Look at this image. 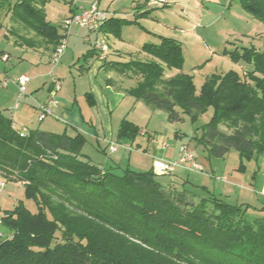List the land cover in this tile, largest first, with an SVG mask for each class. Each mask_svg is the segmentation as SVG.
<instances>
[{
  "label": "trees",
  "instance_id": "16d2710c",
  "mask_svg": "<svg viewBox=\"0 0 264 264\" xmlns=\"http://www.w3.org/2000/svg\"><path fill=\"white\" fill-rule=\"evenodd\" d=\"M51 1L0 0L15 44L53 56L64 36L47 19ZM242 2L264 21V0ZM131 24L136 23L108 17L99 34L106 42L109 35L121 39ZM157 37L158 44L141 46L145 60L104 64L136 82L126 93L165 111L169 122L181 121V112L195 120L212 108L200 140L210 156L225 158L231 151L245 160L264 156V53L226 50L233 62L251 70L213 75L198 94L194 77L183 72L180 43ZM96 54L99 59L94 46L83 60ZM87 98L92 104L90 94ZM141 131L123 119L118 141L131 143ZM20 133L0 111V173L20 183L37 207L32 211L18 200L0 216L5 227L0 264H264V218L250 215V206L189 191L171 178L162 181L153 170L128 168L119 175L82 160L87 139L80 133L36 129L23 138Z\"/></svg>",
  "mask_w": 264,
  "mask_h": 264
},
{
  "label": "rangeland",
  "instance_id": "374dc122",
  "mask_svg": "<svg viewBox=\"0 0 264 264\" xmlns=\"http://www.w3.org/2000/svg\"><path fill=\"white\" fill-rule=\"evenodd\" d=\"M71 1L80 5L89 0H56L52 3L53 7L49 9L58 10L56 17L50 19L62 34L66 20L62 12L67 10ZM167 2L164 5H149L148 3L147 6L150 7L148 17L139 18L133 14L135 13L133 6L137 8L135 5L138 0H102L101 7L98 2H95L98 3L99 11L105 13L107 17L117 15V17L136 23L123 29V36L129 45L122 44L116 47L118 50L111 53L110 63L145 60L149 56L143 52H137L135 47L146 43L158 44L160 41L157 36L173 38L180 43L182 48L183 72L194 77L196 92L199 94L206 79L213 75H223L230 71L242 74L251 70V67L243 62H233L224 53L226 50L256 48L264 53V21L256 18L252 12L247 10L242 0H167ZM1 12V19L7 24V32L5 28L0 30V71L5 70L6 72L4 77L0 76V111L13 119L21 131L38 129L60 134L64 129H68V134L73 135L70 122L60 115L59 108L70 105L74 97L79 105H84V94L91 91L88 74L79 71V67L84 66L85 62L78 61L77 48L72 44L69 45L60 64L58 63L59 65L55 67L56 74L45 78L47 82L43 90L35 91L32 87L35 83H28L26 94H20L14 81L23 74L30 75L31 60L23 57L26 61H22L19 48L13 47L14 40H8L5 37V34L8 35L7 37H13L10 34L13 24L3 16V10ZM77 29L74 27L70 31ZM80 29V34H73L69 31L68 36L72 34V38H79L85 34L88 38H103L99 33ZM111 38L114 37L111 36ZM84 47L87 54L91 48ZM3 52L12 54L9 62L1 61ZM46 56L50 57V53ZM49 67L52 65L50 64ZM112 76L116 79L118 75L114 73ZM54 80L60 85V91L57 92L61 96L57 98L60 107L53 110V116H48L40 122L38 108L40 104L48 102L49 94L48 98H44L46 86L52 81L51 94ZM96 81L105 86L104 71ZM2 82H7V87H4ZM135 85V81L126 79L123 84L124 87ZM117 87H121L120 84ZM130 100L132 101H129L128 105L115 108L114 131L116 132L119 125V119L125 117L136 124L142 130L141 133L136 135L131 143H117L116 134L114 141L109 142L110 144L102 139L98 141L96 138L87 137L86 146L82 151V160L101 168L113 169L114 173L119 175L128 168L146 172L152 169V157L157 153L159 146L156 141L164 143L167 158L175 159H160L166 162L178 161L181 156L180 148L185 145L203 169L202 171L188 170L184 167L175 168L174 174L180 178L178 182L185 184V189L198 194L215 195L232 205H248L250 215L264 218V156L255 154L250 160H245L236 151H231L225 158L210 156L200 140L203 126L213 116L212 108L195 120L181 112V121L169 122L165 111L152 110L142 102L136 104L135 99ZM88 110L90 111L88 115L83 112L85 117L93 118V110ZM221 130L229 132L225 126H221ZM142 133L145 134L142 135ZM112 143L116 144L117 153L110 154L109 147ZM124 145H128L132 151L125 150ZM117 158L122 163L119 167H114L113 164ZM189 166L190 164H187V167ZM159 178L162 181L168 179V177ZM0 183L3 184L0 187V216L5 210L12 209L18 200L23 201L32 211H37L35 203L25 198L20 183L8 181L2 173H0ZM4 231L5 227L0 224V233Z\"/></svg>",
  "mask_w": 264,
  "mask_h": 264
},
{
  "label": "crops",
  "instance_id": "0c3cea01",
  "mask_svg": "<svg viewBox=\"0 0 264 264\" xmlns=\"http://www.w3.org/2000/svg\"><path fill=\"white\" fill-rule=\"evenodd\" d=\"M15 1V0H14ZM56 1V0H52L50 3H48L45 7L46 10V14H47V19L52 23L50 18H55L57 15V11L56 9H52L49 10L50 7L52 6V3ZM98 2L99 6H102V0H89L87 2H83L80 5L78 3H75L74 1L70 2L67 7L66 11H63L62 13L64 14V20L76 15V14H80L82 13L84 10H87L93 3ZM146 0H138V3H136L135 6H137V8H134L133 6V10L135 13H133L135 16L137 14H144V13H149L150 12V7L147 6L148 4H145ZM53 7V6H52ZM143 17H148V15H144ZM115 18H120L117 17V15H115ZM120 19H125V18H120ZM6 20L10 23L9 18H6ZM129 20V19H128ZM3 23V28L6 29L7 24H5L2 20ZM76 31V32H75ZM81 29L78 28L77 30H72L70 31L71 33H77L80 34ZM7 32V29H6ZM69 32V33H70ZM61 35L62 32H60ZM7 34H5L6 37ZM71 36V37H70ZM68 36L66 38L67 41V49L69 48V45L72 44L74 45L78 51V61L80 62L81 60L84 59V56L86 55L85 53V47L87 48H91L89 51L94 50V46L96 43V40L98 39H105V38H88V35L81 36L79 38H72V34ZM102 36V35H101ZM85 37V38H83ZM8 40L13 39V38H7ZM113 39V40H112ZM107 44L109 46V51L107 52L106 55V59L104 61H100L97 57V54L94 55L91 59H89L87 62H85L84 66H80L79 67V71L82 73H87L88 74V78L90 80V92H87L84 94L85 96V102L84 105H79V102L77 101L76 97H74V99L72 100V103L70 105H68L67 107H60V104H58V106L56 107V109H58V107H60V115L63 116L64 118H66L69 122H70V126L72 128L71 132L73 135H75L76 133H80L82 134L86 139L87 137H93L96 138L98 141L100 139H102L104 142H106L107 144H110L109 142H113L114 138L116 137L117 139V143H120V141H118V130H119V126L120 123L123 119H125V117H122V119H119V125L116 128V132L114 131V113H115V108H120L123 107L125 104H129V101H132L130 99H134L133 97L129 96L126 93V90H128L131 87H124V81L125 79L130 81V79L126 78L124 75L119 74L117 72H114L115 74L117 73V78L115 79L112 74H114L112 71H109L106 67H105V63L109 62L110 60H112V52L117 51L119 45H129L127 44V40L124 38L123 36V31H122V38L121 39H117V38H111V35H109L107 38ZM121 42V43H120ZM13 47H17L19 48V53L21 54V59L22 61H26L25 58H30V68H29V74L28 77L31 79L29 83H35L34 85H32V87L34 88L33 90L38 91V90H43L46 84V79L45 78H49L50 75H55L56 74V66H58L59 64H53L51 62V57L52 55L50 54L49 56H46L48 54V52H44L43 50H32V49H28L26 47H21L17 44H15V42H13ZM142 45L135 47L136 51L139 52L140 48ZM117 47V48H116ZM86 48V50H87ZM15 49V48H14ZM5 56L8 57L7 61L4 60ZM64 56V55H63ZM12 54L10 52H3L1 53V61L2 62H9L11 60ZM23 57H25L23 59ZM61 62V61H60ZM78 63V62H77ZM50 64L52 65V67H49ZM104 71L106 74V81H105V86L102 85L101 82H97L96 79L100 76L101 72ZM5 70L4 72L0 71V76L4 77L5 74ZM24 75V74H23ZM83 75V74H82ZM27 76V75H26ZM1 82V80H0ZM39 82V83H37ZM51 83L52 81H50L48 83V85L46 86V95L44 98H48V94L50 96V91H51ZM3 84V82H2ZM120 84L121 87H117ZM29 85V84H28ZM5 87V86H4ZM7 87V86H6ZM41 93V92H40ZM87 94H90L92 97L91 102H93L92 104L89 103L88 98H87ZM57 98H61V96H59V94H57ZM129 99V100H128ZM63 100V98L61 99ZM135 103H139L138 101L135 100ZM85 107V110H84ZM88 109L93 110V118L89 117H85L84 113H86V115H88V113H90V111ZM55 117V116H54ZM57 118V117H56ZM17 126V123H16ZM26 131H30V130H26ZM49 132V131H46ZM68 133V129H64V131L62 133ZM115 132V133H114ZM53 133V132H51ZM116 134V136H115ZM145 133H142V135H144ZM70 135V134H69ZM156 141V140H154ZM157 144H159L158 148H157V153H155V156L152 157V169L153 170V163L156 160H160V159H168V160H175V159H171V158H167L166 156V151L164 148L165 145L162 141H156ZM113 144V143H112ZM124 149L127 151H132L131 148L128 145H124ZM118 150V149H117ZM118 151H116L115 153H117ZM119 158V157H118ZM118 158L116 159L117 161L114 162L113 166L114 167H119L120 163H122L121 161H118ZM182 172V171H181ZM161 177H166V176H161ZM174 180H178L179 181V177L177 175H173L171 177H168Z\"/></svg>",
  "mask_w": 264,
  "mask_h": 264
},
{
  "label": "built area",
  "instance_id": "2783aa9c",
  "mask_svg": "<svg viewBox=\"0 0 264 264\" xmlns=\"http://www.w3.org/2000/svg\"><path fill=\"white\" fill-rule=\"evenodd\" d=\"M167 0H150L149 5H164L167 4ZM108 17L105 13L99 11L98 3H93L90 9L84 10L80 14L73 15L67 18L64 21V33H63V40L60 46L57 48L56 52L53 54L51 62L53 64H58L64 53L67 49V35L69 31L76 27L87 29L94 33H99L102 25L104 24L105 20ZM96 50L100 53V61H104L106 59L107 52L109 51V46L105 39H98L95 43ZM8 57L5 56L4 60L7 61ZM30 82V78L26 75H21L17 79H15L14 83L18 86L20 94H26V86ZM4 86H7V82H3ZM60 91V85L56 80H54V88L48 98V102L45 104H40L38 111H39V121H43L48 116H53V110L58 106L59 101L57 100V92ZM29 131H21L20 137H25L28 135ZM116 144H111L109 147L110 154H113L117 151ZM180 158L178 161L175 162H166L161 160H156L153 163V170L159 176H173L175 173L176 167H184L188 170H202L203 169L199 166L196 161L194 154L188 149L187 146H182L180 148ZM187 164H190L187 167ZM2 187L3 184L0 183Z\"/></svg>",
  "mask_w": 264,
  "mask_h": 264
}]
</instances>
